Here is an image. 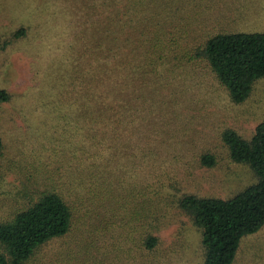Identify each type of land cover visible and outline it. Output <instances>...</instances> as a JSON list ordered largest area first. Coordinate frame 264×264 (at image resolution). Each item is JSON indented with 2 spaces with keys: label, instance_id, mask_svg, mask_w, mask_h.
Segmentation results:
<instances>
[{
  "label": "trees",
  "instance_id": "obj_1",
  "mask_svg": "<svg viewBox=\"0 0 264 264\" xmlns=\"http://www.w3.org/2000/svg\"><path fill=\"white\" fill-rule=\"evenodd\" d=\"M94 1L95 11L77 21L81 30L74 65L63 78L75 118L71 138L65 137L67 150L55 152L50 164L44 162L47 171L40 172L36 197L0 220V264L87 261V254L101 249V235L110 228L105 219L120 214L121 171L154 167L151 186L136 179L135 195L142 201L164 191L167 148L158 144L167 141V91L186 99L191 79L206 73L216 91L240 104L264 76V31H209V20L194 19L200 5L186 6V0ZM194 21L193 34H185ZM24 33L20 28L14 36ZM9 99V92L0 88V104ZM177 101L172 112L183 105ZM221 139L230 159L247 165L255 181L227 198L184 192L176 199L201 231V264H232L241 238L264 224V120L249 138L225 128ZM150 140L155 143L142 145ZM2 147L0 137V151ZM199 162L211 167L216 156L204 152ZM97 211L104 212L102 218ZM156 215L143 221L141 244L146 249L158 244L150 233L159 221ZM72 232L77 243L60 244L64 247L55 261L42 259L45 246Z\"/></svg>",
  "mask_w": 264,
  "mask_h": 264
},
{
  "label": "rangeland",
  "instance_id": "obj_2",
  "mask_svg": "<svg viewBox=\"0 0 264 264\" xmlns=\"http://www.w3.org/2000/svg\"><path fill=\"white\" fill-rule=\"evenodd\" d=\"M92 1L0 0V44L6 42L0 49V88L10 94V99L0 104V220L9 219L36 197L34 189L42 186L40 172L47 171L44 162L50 164L54 154L67 150L64 141L72 136L75 118L70 116L73 110L63 78L74 65L75 40L81 30L77 21L95 11ZM184 4L200 5L202 10L194 19L209 20L205 24L209 31H264V0H186ZM195 21L185 34L190 35L189 30L193 34ZM20 28L24 35L14 36ZM205 75L191 79L186 99L180 93L174 98L167 91V141L158 144L167 148L162 168L164 191L150 193L142 201L135 195L136 179L151 186L154 167L146 165L140 173L134 167L121 171L120 214L105 219L110 228L101 235V249L87 254L85 262L70 264L203 262L201 231L177 207L176 199L184 192L227 198L253 183L252 170L230 159L221 132L231 128L249 138L256 124L264 120V76L253 84L244 102L235 104L216 91ZM175 101L183 105L172 112ZM154 143L150 140L142 145ZM209 151L216 156V163L206 167L199 156ZM96 213L103 217V211ZM155 214L159 221L150 233L157 236L158 244L146 249L141 244L143 221ZM76 240L72 232L48 244L42 249V259L55 261L64 247L60 244L74 245ZM232 264H264V224L241 238Z\"/></svg>",
  "mask_w": 264,
  "mask_h": 264
}]
</instances>
